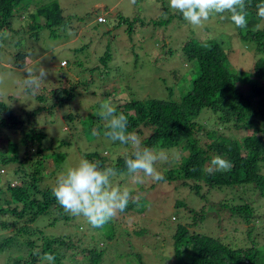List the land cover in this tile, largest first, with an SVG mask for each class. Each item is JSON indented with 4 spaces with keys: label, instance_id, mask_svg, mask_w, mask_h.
I'll use <instances>...</instances> for the list:
<instances>
[{
    "label": "rangeland",
    "instance_id": "obj_1",
    "mask_svg": "<svg viewBox=\"0 0 264 264\" xmlns=\"http://www.w3.org/2000/svg\"><path fill=\"white\" fill-rule=\"evenodd\" d=\"M53 2L56 6L51 7L47 17L60 13L66 23L54 29V36H49L50 30L44 27L32 29L28 12L20 13L10 25V30L0 28V106L8 109L16 120H21L25 131L33 127L45 134L40 146L44 148L41 156L49 157H46L42 171L45 179L41 187L45 184L52 186L61 172H66L83 159L84 153H105L112 162L123 153L131 154L133 147L126 151L118 148L113 141L97 133L94 122L91 123L89 118L99 113L100 104L104 101L114 106L128 99L178 101L189 87L187 80L193 70V63L181 52L187 42L215 41L225 53L227 68L231 72L250 71L256 57L254 45L241 41L236 35L227 12L213 15L199 26H192L182 14L170 8L169 0H135L134 3L133 0H31L29 7H44ZM29 7L27 11H31ZM118 18L132 22L130 32H127L130 24L126 21L117 24ZM161 20L166 23L154 25ZM37 23L42 26L43 20L38 19ZM256 25V29L264 28V19ZM17 38L20 44L14 45ZM19 54L23 55L20 68L17 67L18 61L15 62ZM105 54L108 59L105 65H101L99 59ZM40 67L46 70L47 77L39 91L31 94L25 90V70H38ZM72 86H75L73 99L59 106L51 91L69 90ZM58 93L63 96L62 92ZM37 107L43 110L29 117L28 113ZM204 113L198 119L204 128L197 134L200 145L208 142L203 135L204 130L216 129L218 133L235 139L249 133L221 126L213 115ZM0 118L5 120V115L0 113ZM33 123L36 127L32 126ZM94 131L96 135H93ZM143 131L149 134V130ZM11 144L17 146L14 152L16 162L0 164L2 209L7 208L5 187L20 183L21 170L26 174L32 171L31 162L24 161V158L34 153L36 147L31 143L21 145L18 132L0 127V157L12 154L9 150ZM174 150L162 152L167 159L156 165L162 175L179 165L181 154ZM36 158L32 156L30 159ZM58 158H62L61 164ZM208 166H203V171H207ZM49 170L53 174L50 178L46 177ZM122 179L127 181L122 182ZM128 179V175L125 178L113 177L111 186L123 188L127 183L135 196L134 202L139 210L125 215L129 220L126 224L136 229L133 235L127 229L124 232L114 226L111 240H105L100 228L94 230L83 216L71 215L69 222L58 220L49 226L53 210L27 225L41 231L42 236H67L80 249L90 243L94 245L95 241L98 246L105 242L103 247L108 251L100 264H109L108 261L116 255L114 264H172L171 235L179 225L190 227L191 213L194 218H203L202 221L195 219L197 222L188 228L190 232L217 237L232 247L245 248L247 240L244 233L251 230L256 246L264 248V200L251 186L211 190L202 186L200 194L203 198L198 199L180 181L155 182L147 176L143 177L142 183L132 179L129 182ZM143 186L144 190L139 193ZM242 200L253 207L254 217L258 219L256 226L237 221L230 216L228 209L221 207L223 204L233 206ZM119 216L113 221L119 220ZM0 221L9 225L13 218L7 214L0 216ZM21 222L17 223L21 225ZM7 237H13L16 244L20 242L14 236V227L0 228V240ZM16 246L0 252V264L5 263L6 256L18 259L21 249ZM130 253L135 256L132 259L137 257V260L129 263Z\"/></svg>",
    "mask_w": 264,
    "mask_h": 264
},
{
    "label": "trees",
    "instance_id": "obj_2",
    "mask_svg": "<svg viewBox=\"0 0 264 264\" xmlns=\"http://www.w3.org/2000/svg\"><path fill=\"white\" fill-rule=\"evenodd\" d=\"M29 2L31 0H0V28L6 27V30H10V25L22 12H28L27 16L31 20L32 29L40 27L49 29V36L55 35L54 29L65 26L66 23L60 13L47 17L51 7L56 6L55 2L44 7L35 6L34 9L29 7L32 5ZM261 2L262 0H246L248 5L246 28H237L228 13V18L233 23L238 38L251 44L252 47L254 45L253 50L256 57L250 71H229L226 55L215 41L200 43L191 39L192 41L182 47L181 52L184 58L193 63V70L187 80L189 82L187 87H189L178 101L157 98L128 99L121 105H115L118 113L122 112L127 116L128 131H134L141 138L142 146L152 148L155 152L175 149L174 151L181 154L178 167L164 173L165 179L160 182L180 181L198 199L203 198L200 194L202 186H205L207 190L251 186L264 200V28L256 29V24L261 19L257 15L256 5ZM28 7L31 11H27ZM38 19L43 20L42 26L38 25ZM124 21L128 22V19H119L117 24ZM128 23L130 29L127 32H130L132 22ZM165 23L161 20L154 25ZM33 36H36V33ZM16 44H20L19 38L15 39L14 45ZM22 59L23 55H17L15 62L18 61V68L22 66ZM107 59L108 56L105 54L99 62L105 65ZM239 86H242V89ZM69 88V90L54 91V93L51 91L58 99L59 106L73 99L75 86ZM58 92H62L63 96ZM41 110H43L41 107H37L28 115L29 117L34 116ZM203 112L213 115L215 121L221 126H231L234 130L249 133L241 139H235L218 133L216 129L204 130L202 132L208 142L200 145L197 134L204 128L198 123V119ZM0 113L5 115V120L0 118L1 128L18 132L21 145L27 143L36 145L34 153L24 158V161L31 162L32 171L26 174L21 170L20 183L5 187L7 208L0 207V216L9 214L13 222L7 225L4 221H0V228L14 227V236L20 239V242L16 244L13 237L3 238L0 240V252H5L7 248L17 245L16 247L21 249V255L19 254L18 259H11L5 255L7 259L3 264H40L39 256L45 252H52L55 255L54 264H100L102 256L105 257L108 251L103 247L105 242L100 243L99 247L95 241L94 245L90 243L80 249L77 244H72V240L67 236H42L41 231L27 225L35 223L38 218L45 217L51 210L54 211V216L48 222L49 226L58 220L69 222L71 215L63 214L65 213L63 208L53 196L52 189L55 183L52 186L45 184L41 187L45 179L42 171L46 165V157H49L41 156L44 148L40 146L45 139V134L33 127L25 131L22 121L16 120V116L13 117V114L2 106H0ZM95 115L89 119L93 120L91 123L94 122L93 127L97 133L105 137L104 132L108 121L102 119L97 112ZM32 126L36 127L35 123ZM144 129L149 130L148 135L144 133ZM114 143L125 151L130 149V145H122L119 141ZM9 150L12 154L0 157L1 165L16 162L14 152L17 146L11 144ZM130 150L131 154L123 153L113 162L107 159L105 153L98 151L84 153L83 159L100 160L101 167H113L117 172L115 177L124 176L125 178L128 175L129 181L130 174L127 173L124 162L125 159L132 157L134 149ZM215 155L228 159L232 163L231 169L216 173L203 171V166H208ZM32 156H37V158L31 161ZM61 159H57V161L60 160V164ZM52 175V171L49 170L46 177L50 178ZM126 181L124 179L122 182ZM125 186L128 187V184L125 183ZM144 188V186L141 187L138 192L141 193ZM132 196L133 200L130 201L125 212L119 214V220H111L100 228L105 240H111L114 226L124 232L127 229L130 234L136 231L131 225L126 224L129 220L125 216L126 212L139 210L137 203L134 202L135 196ZM221 207L228 209L230 216L237 221L256 226L258 219L254 217V209L244 200L233 206L223 204ZM191 216L190 227H185L186 224L179 225L175 227L171 235L170 248L174 257L172 264H262L264 262V248L256 246L254 241L256 239L251 235L253 233L251 230L244 233V238L247 240L245 248L232 247L220 238L190 232L188 228L190 229L197 222L195 219L202 221L203 218L202 216L194 218L193 213ZM18 221H22V224L19 225ZM94 230L97 231L96 228ZM77 249L80 250L77 251ZM116 256L112 257L108 263L114 264ZM128 256L129 263L137 260V257L132 259L135 257L134 254L130 253Z\"/></svg>",
    "mask_w": 264,
    "mask_h": 264
},
{
    "label": "clouds",
    "instance_id": "obj_3",
    "mask_svg": "<svg viewBox=\"0 0 264 264\" xmlns=\"http://www.w3.org/2000/svg\"><path fill=\"white\" fill-rule=\"evenodd\" d=\"M135 0H133V3ZM171 9L178 11L192 26H199L213 15L230 13L231 21L237 28H246L248 21V5L246 0H169ZM257 15L264 19V0L256 5ZM24 84L26 90L35 94L45 82L47 72L43 67L38 70L26 69ZM99 115L108 121L105 137L122 145H130L135 149L131 158L125 159L127 173L136 183H142L143 177H151L154 181L165 178L156 168L160 160H166L164 153H157L152 148L142 146L141 138L133 131H128V118L109 101L100 104ZM96 135V132H93ZM100 160L81 159L79 163L61 172L56 178L52 194L64 212L72 216H83L94 228H102L127 209L133 200L132 191L119 185L112 187V178L117 175L113 167H101ZM232 163L222 157H212L207 168L209 173L228 171ZM195 171V169H193ZM56 260L52 252L39 256L40 264H54Z\"/></svg>",
    "mask_w": 264,
    "mask_h": 264
},
{
    "label": "built area",
    "instance_id": "obj_4",
    "mask_svg": "<svg viewBox=\"0 0 264 264\" xmlns=\"http://www.w3.org/2000/svg\"><path fill=\"white\" fill-rule=\"evenodd\" d=\"M99 20H101V19H99ZM65 63L63 62V65H64Z\"/></svg>",
    "mask_w": 264,
    "mask_h": 264
}]
</instances>
